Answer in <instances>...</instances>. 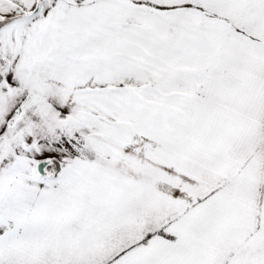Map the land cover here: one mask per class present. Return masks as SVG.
<instances>
[{
	"label": "snow or ice",
	"instance_id": "snow-or-ice-1",
	"mask_svg": "<svg viewBox=\"0 0 264 264\" xmlns=\"http://www.w3.org/2000/svg\"><path fill=\"white\" fill-rule=\"evenodd\" d=\"M0 264H264V0H0Z\"/></svg>",
	"mask_w": 264,
	"mask_h": 264
}]
</instances>
